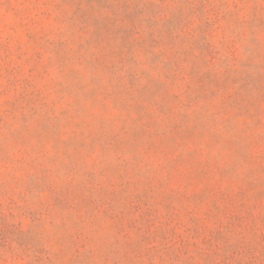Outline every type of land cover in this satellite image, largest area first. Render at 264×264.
<instances>
[{
	"label": "rangeland",
	"instance_id": "1",
	"mask_svg": "<svg viewBox=\"0 0 264 264\" xmlns=\"http://www.w3.org/2000/svg\"><path fill=\"white\" fill-rule=\"evenodd\" d=\"M0 264H264V0H0Z\"/></svg>",
	"mask_w": 264,
	"mask_h": 264
}]
</instances>
